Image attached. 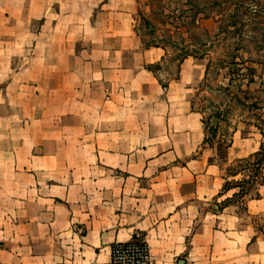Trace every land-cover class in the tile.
I'll return each mask as SVG.
<instances>
[{"label": "crops", "instance_id": "0c3cea01", "mask_svg": "<svg viewBox=\"0 0 264 264\" xmlns=\"http://www.w3.org/2000/svg\"><path fill=\"white\" fill-rule=\"evenodd\" d=\"M110 1L94 16L106 50L84 62V81L63 99V137L30 149L25 173L14 172L25 179L0 181V263L109 264L113 244L141 236L154 249L172 238L163 250L200 255L188 264H264L253 221L264 216V167L245 211L201 207L238 192H222V165L259 151L262 136L237 123L221 165L192 108L204 66L186 57L164 87L147 68L163 49L134 33L131 0Z\"/></svg>", "mask_w": 264, "mask_h": 264}, {"label": "rangeland", "instance_id": "374dc122", "mask_svg": "<svg viewBox=\"0 0 264 264\" xmlns=\"http://www.w3.org/2000/svg\"><path fill=\"white\" fill-rule=\"evenodd\" d=\"M101 3L107 2L0 0V181L25 179L14 172L25 173L30 149L43 147L51 134L63 137L68 88L84 81V62L106 50L107 30L94 19ZM110 3L118 5L120 0ZM131 4L136 7L133 30L142 45L164 51L162 63L153 66L163 84L175 78L182 57L197 58L204 66L205 74L190 93L191 102L202 115L208 144L220 151L218 162L222 165L223 149L237 123L246 124L240 126L242 134L251 129L261 135L264 146V0H131ZM231 165H222L227 180L250 175L245 163ZM218 204L202 203V211H215ZM253 221L264 233V216ZM170 239L159 250L144 240L158 264H188L190 258L200 257L163 250Z\"/></svg>", "mask_w": 264, "mask_h": 264}, {"label": "trees", "instance_id": "16d2710c", "mask_svg": "<svg viewBox=\"0 0 264 264\" xmlns=\"http://www.w3.org/2000/svg\"><path fill=\"white\" fill-rule=\"evenodd\" d=\"M185 58L186 57H182V59L179 60V64ZM147 68L154 72L153 66H148ZM163 86L165 87L166 85L163 84ZM216 128H210V130L214 131L216 130ZM236 163L238 164L245 163V165H247L245 170L248 169L250 171V175L248 176L247 179L244 178L242 180L233 181V182L225 179L226 182L223 185L222 192L226 193L233 189L238 190V192L234 193L231 198H227L221 203H219L217 205L218 208L215 210L216 212L221 211L224 207L228 206L229 204H237L240 211H245L246 210L245 205H244L245 198L249 195L258 196V193L256 192L257 187L263 182L262 169L264 167V146L261 145L259 151L249 156L248 158L236 161ZM253 191H254V194H250ZM257 230L260 231V229L258 228Z\"/></svg>", "mask_w": 264, "mask_h": 264}, {"label": "built area", "instance_id": "2783aa9c", "mask_svg": "<svg viewBox=\"0 0 264 264\" xmlns=\"http://www.w3.org/2000/svg\"><path fill=\"white\" fill-rule=\"evenodd\" d=\"M149 248L138 236L115 243L111 247L109 264H158Z\"/></svg>", "mask_w": 264, "mask_h": 264}]
</instances>
